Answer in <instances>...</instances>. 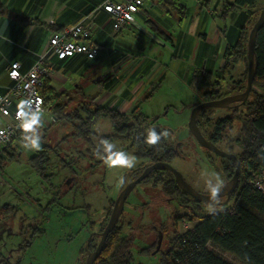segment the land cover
I'll return each instance as SVG.
<instances>
[{
	"label": "rangeland",
	"instance_id": "1",
	"mask_svg": "<svg viewBox=\"0 0 264 264\" xmlns=\"http://www.w3.org/2000/svg\"><path fill=\"white\" fill-rule=\"evenodd\" d=\"M186 1L185 17L176 11L168 14L159 7L153 8L148 2L149 8L152 7L149 9L151 17L171 35L176 50L168 51L159 43L160 52L154 56L148 54L161 65L159 72L156 71L158 76L154 78V86L162 79L161 76L164 75V79L153 96L140 103V108L150 119L157 116L156 126L167 130L168 142L180 147L181 154L173 159L172 166L196 190L210 193L207 186L209 181L215 184L216 177L224 183L228 180L224 160L222 156L200 146L188 126L192 106L205 101L202 87L204 76L210 71L216 74V68L221 65L216 66L211 60L213 44L206 41L203 35L211 31L212 36L219 28L223 39L228 43L235 42L245 18L247 28L251 30L264 8V0H258L253 8L242 11L236 6L226 21L221 17L222 0L212 2L203 9L197 2ZM213 11L218 14L212 15ZM137 20L147 27L138 15ZM125 32L126 38L136 44H149L150 39L141 30L131 28ZM60 75L58 70L47 80L52 81ZM247 75L246 58L232 62L228 67L225 63L213 76L212 83L219 86L220 94L224 97L244 91ZM85 90L93 96L99 93L94 84H88ZM254 92H262L257 81H254L246 102L253 98ZM62 93L61 102L67 103L68 111L73 110L81 96L75 95L74 91ZM237 109L208 108L205 117L201 118L205 135L213 132L220 118L234 113L244 117L246 103ZM40 117V150L46 145L51 148V162L47 167L49 177L42 176L31 164L30 157L37 151L22 147L26 130L18 131L17 137L7 145L8 153H0L4 155L0 161L5 159L0 166V215L4 214L6 205L15 207L9 216H0V261L6 258L11 263L21 259L23 264H79L92 233L98 245L101 239L99 233L107 225L113 209L114 203L111 201H115L123 187L150 162L133 155L132 150L128 149L129 142L114 141L112 144L116 150H123L135 157V165L130 169L110 167L96 154L101 150L98 137L112 133L108 118H101L97 122V137L94 138V145L90 146L71 136L73 130L69 124L56 123L55 115L47 108ZM240 127L241 122L236 121L226 138L217 143L218 146L228 152L241 153L238 142ZM121 177L124 181L122 184ZM261 180L257 174L252 178L253 183ZM198 212L209 213L208 206L198 207ZM187 216H193L190 209L180 206L175 196L166 193L163 186L155 185L152 179L139 183L128 196L119 221L123 235L134 234L137 237L132 248V264H157L159 255L152 254V251L156 247L158 231L164 233L161 249L166 251L171 246L170 240L176 228L179 233H184L199 222V218L188 220ZM144 247H148V252L142 253ZM226 257L238 264L233 255ZM86 258L87 253L82 257V264L86 263Z\"/></svg>",
	"mask_w": 264,
	"mask_h": 264
},
{
	"label": "trees",
	"instance_id": "2",
	"mask_svg": "<svg viewBox=\"0 0 264 264\" xmlns=\"http://www.w3.org/2000/svg\"><path fill=\"white\" fill-rule=\"evenodd\" d=\"M149 1L157 3L168 14H172L174 11L178 12L181 17L186 14L187 7L181 0ZM197 1L200 8L203 9L214 0ZM222 1L221 17L224 21L236 6L253 8L258 2V0ZM0 11H4L1 1ZM245 19L239 27L235 42L225 48L226 67L232 62L247 58L248 39L251 30L247 28ZM150 27L151 30L157 32L154 26ZM157 33L162 38L170 39L169 35ZM256 59L257 74L255 81L258 82L262 92H254L253 98L245 102L246 114L244 117L234 113L218 119L210 137L214 143L222 141L232 130L235 122H241L238 142L242 151L236 154L241 162L240 180L238 187L231 194L229 203L225 206H215V212L199 214L198 207L205 204L197 202L189 194L183 192L169 170L156 169L142 181L152 179L155 185L163 186L166 193L174 195L180 206L187 207L192 212L193 216H187L188 220L199 218V222L184 233H179L176 228L175 235L170 240L171 246L166 251H162V245L156 251L159 234L162 233L164 238L163 231H158L156 247L152 251V254L159 255L157 264H236L226 257L228 254L233 255L238 264H264V192L251 182L255 174L264 179V24L257 35ZM212 78V73L207 72L202 81L205 101L222 97L219 86L216 83L213 85ZM41 93L44 97V107L55 115V122L69 124L73 130L71 136L90 146L94 145V138L97 137L95 131L97 122L101 118H108L112 125V133L99 136L97 140L99 146L104 140L111 143L114 141L129 142L128 149L132 150L133 155L149 161L150 164L156 161L172 163L173 159L181 154L180 147L168 142V137H162L156 145H150L146 142L149 130L154 129L157 133H161L165 129L155 127L158 121L157 116L150 119L138 107L133 108L129 113L122 112L114 106L94 103L96 96L89 97L88 100V96L81 91V100L78 105L73 110L68 111L67 103L61 102L63 93L57 91L51 85L50 80L46 81ZM70 99L73 100L72 97ZM207 110L208 108L201 110L197 116L201 129H203L201 118L205 117ZM28 127L29 125L25 126V128ZM25 128L19 129V133L25 131ZM7 147L2 148L0 153H8ZM50 154L51 148L46 145L30 157L32 166L44 177H49L47 167L51 162ZM2 157L4 158L3 154L0 155V158ZM222 159L224 160V171L229 180L235 172L236 165L229 158L222 157ZM4 163L5 159L3 162L0 161V166ZM141 173L142 171L137 173L130 181L137 178ZM111 202L114 203L115 201L112 200ZM218 210L220 211L218 212ZM13 211H15V207L6 205L3 215L7 217ZM3 215L0 216L3 217ZM120 218L108 235L102 253L94 264H132V248L137 237L134 234L123 235L122 227L119 225ZM99 234L101 236V232ZM87 246L89 250L96 249L97 242L94 233ZM145 252H148V247L142 248V253ZM86 253L85 248L79 264H82V257ZM0 263L23 264L21 259L11 263L6 258L2 259Z\"/></svg>",
	"mask_w": 264,
	"mask_h": 264
},
{
	"label": "crops",
	"instance_id": "3",
	"mask_svg": "<svg viewBox=\"0 0 264 264\" xmlns=\"http://www.w3.org/2000/svg\"><path fill=\"white\" fill-rule=\"evenodd\" d=\"M0 1L4 10L0 11V93L6 92L13 84L7 73V66L11 62H20L21 70L28 71L39 55L47 51L49 36L53 30L76 24L98 10L103 2V0ZM192 1L198 3L197 0H190ZM216 1L218 0L213 2ZM148 2L151 1L146 2L142 12L138 13V18L147 25L148 32L145 33V37L150 39L149 44H136L135 41L127 39L125 31L131 29L130 27L123 28L119 33L115 32L108 14L101 10L95 17L96 28L93 35V41L100 46L97 56L88 60L86 56L78 54L66 61L58 60L55 55L49 56V62L61 74L52 79L51 85L59 92L74 91L75 95H80L82 91L87 96H96V104L114 106L122 112L129 113L135 107L141 110L140 103L145 98H151L164 79V75L161 76L162 79L154 86L156 81L154 78L158 76L156 71L161 65L148 54L154 56L159 53L161 49L159 43L168 51L176 50L171 35L151 17L149 9L159 6L157 3H151L152 7L149 8ZM181 2L188 4L186 0ZM239 8L241 11L245 10L244 7ZM211 13L218 14L216 11ZM150 26H154L157 32L169 35L170 39L162 38L156 31L151 30ZM203 37L213 44L211 60L216 66L221 63L216 68V74L210 71L214 76L226 63L225 48L232 42L228 43L222 38L219 28L215 29L212 36L211 31H207ZM220 38L223 39L221 42ZM88 84L98 87L99 93L94 96L88 94L85 90ZM6 120L0 114V125ZM17 139L20 140V137Z\"/></svg>",
	"mask_w": 264,
	"mask_h": 264
},
{
	"label": "built area",
	"instance_id": "4",
	"mask_svg": "<svg viewBox=\"0 0 264 264\" xmlns=\"http://www.w3.org/2000/svg\"><path fill=\"white\" fill-rule=\"evenodd\" d=\"M147 1L103 0L98 10L85 16L76 24L53 30L49 36L47 51L39 55L28 71L23 72L18 61L11 62L7 66L8 76L13 84L6 92L0 93V114L7 119L3 125H0V150L17 137L18 130L23 128L21 123L26 114L41 115L45 111L41 89L47 79L52 78L57 71L49 62V56L55 55L58 60L66 61L82 54L88 60L94 59L100 50V46L93 41L96 28L95 17L101 10L108 14L115 32L130 27L139 29L145 34L148 28L139 23L137 15L142 12ZM253 184L264 192L263 178L260 182Z\"/></svg>",
	"mask_w": 264,
	"mask_h": 264
},
{
	"label": "water",
	"instance_id": "5",
	"mask_svg": "<svg viewBox=\"0 0 264 264\" xmlns=\"http://www.w3.org/2000/svg\"><path fill=\"white\" fill-rule=\"evenodd\" d=\"M263 24H264V8L260 11L258 18L255 21L249 33L248 52H247L248 75H247V85H246L245 90L242 92L236 93V94H230L222 98L203 101V102H200L194 105L192 107L190 119L188 123L189 130L192 136L196 139V141L202 147L214 152L215 154L219 156L231 159L236 165V169H235L233 176L224 183V186L221 188V191L219 193L218 199H221V198H225V199L223 201L219 200V203L217 204L215 201L211 200L210 193H203V192L196 190L184 178L182 173L172 166V163L162 162V161L153 162L149 164L137 178L128 182L123 187V189L119 192L117 198L115 199L114 206H113L110 218L108 220V223L105 226L104 230L101 232V239L96 249L89 250L87 249L88 246H86V251H87L86 264H94L95 261L98 259V257L101 255L108 235L117 225L118 220L123 213L125 202L128 196L139 183L145 180L156 169L169 170L174 175V178L179 188L183 192L189 194L197 202L203 203L205 205H209L211 203V204H214L215 206H218V205L225 206L229 203L231 194L236 190L239 184V180H240L239 174L241 170V162L235 153L228 152V151L221 149L216 143L212 142L204 135L202 129L200 128L198 124L197 116H198V113L205 108H211V107L230 108L232 107L233 104L238 106L242 103H245L248 100L249 95L253 89V84L256 78V74H257L256 43H257V35L259 32V29L262 27ZM155 127L159 128V126H155ZM162 241H163V234L160 233L156 251L160 249L162 245Z\"/></svg>",
	"mask_w": 264,
	"mask_h": 264
},
{
	"label": "clouds",
	"instance_id": "6",
	"mask_svg": "<svg viewBox=\"0 0 264 264\" xmlns=\"http://www.w3.org/2000/svg\"><path fill=\"white\" fill-rule=\"evenodd\" d=\"M41 122V117L38 113H32L30 115L26 114L24 120L21 123V126L24 127L25 124L30 125V127L25 128L27 134L23 138L22 147L27 150H36L39 151L41 148V138L38 133V127ZM167 130L157 133L154 129L148 131L146 137V142L150 145H156L160 142L162 137H167ZM100 149L97 151V155L104 159L105 163L110 167H121V168H132L135 165V157L126 153L123 150H116V146L111 142L104 140L101 141ZM121 184L124 182L121 177ZM210 198L212 201L219 203V193L221 188L224 186L223 180L219 177H216V182L213 184L211 181L207 183ZM209 212H215L216 207L214 204L208 205Z\"/></svg>",
	"mask_w": 264,
	"mask_h": 264
},
{
	"label": "flooded vegetation",
	"instance_id": "7",
	"mask_svg": "<svg viewBox=\"0 0 264 264\" xmlns=\"http://www.w3.org/2000/svg\"><path fill=\"white\" fill-rule=\"evenodd\" d=\"M239 93V92H238ZM236 94V93H235ZM230 95V94H229ZM222 98V97H221ZM241 105V104H240ZM237 107H239V105L237 106V105H235V104H233L232 105V107H230V108H233V109H236ZM203 131V130H202ZM203 133H204V131H203ZM204 135H205V133H204ZM209 140H211L210 139V137H211V134L209 135V136H207V135H205ZM212 141V140H211ZM213 142V141H212ZM220 142V141H219ZM219 142H217V143H219ZM216 143V144H217ZM199 144V143H198ZM200 145V144H199ZM218 145V144H217ZM201 146V145H200ZM130 182V181H129ZM128 199V198H127ZM225 198H221V199H219L220 201H223ZM92 235H93V233L91 234V236H90V239L92 238ZM90 241V240H89ZM89 241L87 242V245H88V243H89ZM86 245V246H87Z\"/></svg>",
	"mask_w": 264,
	"mask_h": 264
}]
</instances>
